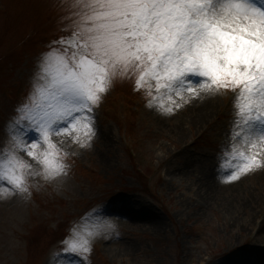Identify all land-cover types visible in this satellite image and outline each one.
<instances>
[{
  "label": "rangeland",
  "instance_id": "1",
  "mask_svg": "<svg viewBox=\"0 0 264 264\" xmlns=\"http://www.w3.org/2000/svg\"><path fill=\"white\" fill-rule=\"evenodd\" d=\"M49 4L0 0V130L37 53L59 35ZM184 96L164 115L117 82L89 146L53 137L75 151L71 171L59 186L34 178L42 187L28 199H0V264H79L61 241L102 221L115 228L94 237L86 264H264V171L228 182L238 161L217 160L233 94Z\"/></svg>",
  "mask_w": 264,
  "mask_h": 264
},
{
  "label": "snow or ice",
  "instance_id": "2",
  "mask_svg": "<svg viewBox=\"0 0 264 264\" xmlns=\"http://www.w3.org/2000/svg\"><path fill=\"white\" fill-rule=\"evenodd\" d=\"M49 8L59 35L37 53L0 130V199L30 198L42 187L37 177L62 184L75 151L53 137L89 146L97 111L117 82L164 115L188 102L185 93L231 92L217 160L238 162L224 179L264 171V153L256 151L264 145V0H50ZM114 228L74 226L60 253L86 264L94 237Z\"/></svg>",
  "mask_w": 264,
  "mask_h": 264
},
{
  "label": "bare ground",
  "instance_id": "3",
  "mask_svg": "<svg viewBox=\"0 0 264 264\" xmlns=\"http://www.w3.org/2000/svg\"><path fill=\"white\" fill-rule=\"evenodd\" d=\"M195 112H196V116L194 117V119H198L197 118V115H200L199 113H197V110H195ZM179 128V127H178ZM176 130H177V128H176Z\"/></svg>",
  "mask_w": 264,
  "mask_h": 264
}]
</instances>
